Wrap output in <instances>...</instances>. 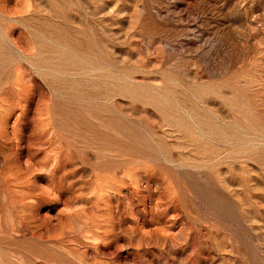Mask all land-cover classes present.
I'll return each instance as SVG.
<instances>
[{
	"label": "rangeland",
	"instance_id": "374dc122",
	"mask_svg": "<svg viewBox=\"0 0 264 264\" xmlns=\"http://www.w3.org/2000/svg\"><path fill=\"white\" fill-rule=\"evenodd\" d=\"M0 264H264V0H0Z\"/></svg>",
	"mask_w": 264,
	"mask_h": 264
}]
</instances>
